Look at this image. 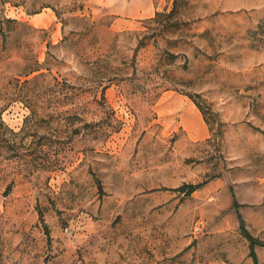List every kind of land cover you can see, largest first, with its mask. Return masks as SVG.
Segmentation results:
<instances>
[{"label": "rangeland", "instance_id": "1", "mask_svg": "<svg viewBox=\"0 0 264 264\" xmlns=\"http://www.w3.org/2000/svg\"><path fill=\"white\" fill-rule=\"evenodd\" d=\"M174 2L0 0V264H255L264 0Z\"/></svg>", "mask_w": 264, "mask_h": 264}, {"label": "trees", "instance_id": "2", "mask_svg": "<svg viewBox=\"0 0 264 264\" xmlns=\"http://www.w3.org/2000/svg\"><path fill=\"white\" fill-rule=\"evenodd\" d=\"M183 1V0H182ZM181 0H175L174 2V9L172 10L171 13H169L168 15L171 16L173 14H175L177 12V9L180 5ZM158 15H160V13H158ZM204 183H199V184H185L182 187L179 188L180 191L186 193L187 195L192 194L193 192H195L197 189H199L200 187L203 186ZM240 223H241V230L242 233L244 234V236L248 239V241L250 242V247H251V251H252V256L254 258L255 264H258V257L255 251V247L256 246H264V242H262L260 239H258L257 237H255L254 235H252L248 229L245 226L244 220L243 218L240 216Z\"/></svg>", "mask_w": 264, "mask_h": 264}]
</instances>
